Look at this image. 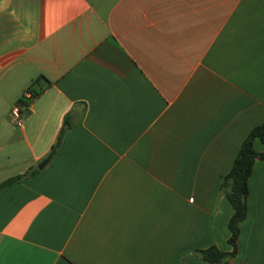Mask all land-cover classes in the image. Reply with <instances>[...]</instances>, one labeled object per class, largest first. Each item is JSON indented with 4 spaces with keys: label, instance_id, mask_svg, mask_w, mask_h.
I'll list each match as a JSON object with an SVG mask.
<instances>
[{
    "label": "crops",
    "instance_id": "0c3cea01",
    "mask_svg": "<svg viewBox=\"0 0 264 264\" xmlns=\"http://www.w3.org/2000/svg\"><path fill=\"white\" fill-rule=\"evenodd\" d=\"M263 123L264 0H0V184L37 172L0 193V264L232 252L221 186ZM247 205L224 264H264V159Z\"/></svg>",
    "mask_w": 264,
    "mask_h": 264
},
{
    "label": "trees",
    "instance_id": "16d2710c",
    "mask_svg": "<svg viewBox=\"0 0 264 264\" xmlns=\"http://www.w3.org/2000/svg\"><path fill=\"white\" fill-rule=\"evenodd\" d=\"M35 96L37 95L34 94V98ZM21 101L24 107L28 108L32 100L21 99ZM70 128L71 123L69 118H66L57 144L52 149L51 156L56 155L63 135ZM256 140H259L264 144V123L255 127L250 132L244 141L230 172L223 180L221 190L225 193L234 209L233 216L229 222V229L231 232L229 243L233 250L230 253H226L217 247L212 246L208 249L196 251V255L209 264H224L229 262L237 255L240 224L246 219L248 213L247 199L249 196V179L256 160L264 159V152L261 153L255 149L254 144ZM36 173V171H32L28 174L8 179L7 181L0 184V193L6 188L10 187L12 184L22 180L27 176H33Z\"/></svg>",
    "mask_w": 264,
    "mask_h": 264
},
{
    "label": "built area",
    "instance_id": "2783aa9c",
    "mask_svg": "<svg viewBox=\"0 0 264 264\" xmlns=\"http://www.w3.org/2000/svg\"><path fill=\"white\" fill-rule=\"evenodd\" d=\"M21 99H27V100L32 99L31 92H29V91L25 92ZM21 99L12 111V120H13L14 125H16L17 127L23 126L21 109L24 107V105H23Z\"/></svg>",
    "mask_w": 264,
    "mask_h": 264
}]
</instances>
